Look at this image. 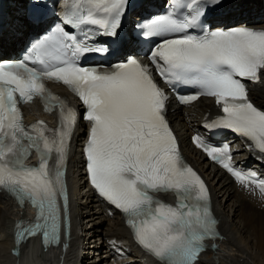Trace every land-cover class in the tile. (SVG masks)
I'll list each match as a JSON object with an SVG mask.
<instances>
[{
  "label": "snow or ice",
  "instance_id": "obj_1",
  "mask_svg": "<svg viewBox=\"0 0 264 264\" xmlns=\"http://www.w3.org/2000/svg\"><path fill=\"white\" fill-rule=\"evenodd\" d=\"M250 2L173 0L166 14L136 27L139 36L161 38L150 54L155 72L174 89H197L177 93L180 104L214 98L223 115L206 127L229 129L264 154V111L249 100L242 82H264V27H212L209 19L230 5ZM128 6L129 0H62L59 22L49 25L23 58L0 60V191L37 210L34 221L17 223V244L38 234L45 247L60 243L62 214L66 221L68 211L64 169L77 115L45 82H62L86 108L84 119L91 125L86 167L99 196L124 216L135 241L159 264H197L207 250L205 241L220 237L208 188L184 161L166 119L168 97L152 70L135 57L110 71L80 63L90 54H111L109 41L98 37L118 39ZM36 97L46 112L56 111L54 132L43 121L24 125L20 105ZM193 142L242 186L264 194V180L233 166L229 145L217 147L199 135ZM33 151L38 165L26 167ZM164 192L175 194L174 205L153 195Z\"/></svg>",
  "mask_w": 264,
  "mask_h": 264
},
{
  "label": "bare ground",
  "instance_id": "obj_2",
  "mask_svg": "<svg viewBox=\"0 0 264 264\" xmlns=\"http://www.w3.org/2000/svg\"><path fill=\"white\" fill-rule=\"evenodd\" d=\"M2 1L5 15L3 23L0 22V56H6L18 49V43L27 38L30 29H40V26L31 25L25 19L26 0ZM220 14L218 18L222 22H230L228 27L243 22L264 27V4L259 0L230 5ZM58 88L64 91V88ZM248 88L250 100L264 109V82L250 81ZM27 114L34 118L43 113L40 107L32 105ZM219 114V106L211 98H200L191 105H172L168 113L170 128L178 136L184 154L206 179L217 221L220 238L208 240V249L197 264H264V196L236 184L223 170L206 161L191 142L195 130L200 129V122ZM43 116L54 125L53 115ZM88 135L86 122L81 120L72 134L69 160L67 217L70 223L61 231L59 244L42 246L40 234L17 244V223H28L37 214L28 203L21 206L0 192V264H159L154 256L138 246L120 212L98 197L87 184L82 145ZM238 139L237 158L264 175V154ZM122 250L125 257L118 255Z\"/></svg>",
  "mask_w": 264,
  "mask_h": 264
},
{
  "label": "rangeland",
  "instance_id": "obj_3",
  "mask_svg": "<svg viewBox=\"0 0 264 264\" xmlns=\"http://www.w3.org/2000/svg\"><path fill=\"white\" fill-rule=\"evenodd\" d=\"M100 255V254H99ZM98 256V255H97ZM99 257V256H98Z\"/></svg>",
  "mask_w": 264,
  "mask_h": 264
}]
</instances>
